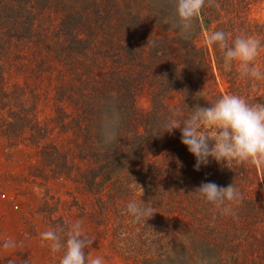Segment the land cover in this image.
Listing matches in <instances>:
<instances>
[{"label":"trees","instance_id":"obj_1","mask_svg":"<svg viewBox=\"0 0 264 264\" xmlns=\"http://www.w3.org/2000/svg\"><path fill=\"white\" fill-rule=\"evenodd\" d=\"M113 1L86 0L82 12L64 7L60 23L68 52L86 55L90 50L91 65L98 57L136 65L132 71L112 65L108 84L104 81L103 89L116 93L119 115L115 138L104 148L93 146L91 138L95 99L84 110L88 122L78 154L87 168L78 173L96 196L93 217L105 225L98 234L111 236L113 248L128 256L125 264H166L172 249L184 260L191 256L195 264H264V168L209 158L196 170L178 128L158 133L172 106L181 109L183 121L196 106L207 107L226 94L264 104V79L242 78L235 64L226 69L222 51L207 42L215 30H224L230 39L247 34L264 41V21L252 15L264 0H206L188 38L175 15L168 17L175 18L176 26L159 31L161 23L151 14L145 17ZM100 32L106 35L101 41L96 39ZM253 64L264 71V47ZM218 77H225L224 90ZM145 90L149 103L140 106ZM208 181L238 188L242 199L232 205L233 214H223L196 195L195 189ZM140 199L154 213L134 222L126 206Z\"/></svg>","mask_w":264,"mask_h":264},{"label":"rangeland","instance_id":"obj_2","mask_svg":"<svg viewBox=\"0 0 264 264\" xmlns=\"http://www.w3.org/2000/svg\"><path fill=\"white\" fill-rule=\"evenodd\" d=\"M112 4L145 17L151 14L161 23L159 31L167 24L176 26L175 18L169 20L176 0ZM64 7L82 12L86 0H0V244L8 238L23 242L13 252L0 248V264L10 257L16 264H59L61 254L53 259L40 233L49 227L67 228L66 222L74 220H82L93 238L85 249L89 256L102 255L105 264H125L128 258L113 248L110 235L98 234L105 225L93 217L98 204L78 173L87 168L78 151L91 98L96 103L90 127L93 146L104 148L113 140L107 138L106 126L114 122L116 134L117 97L114 90L103 89L104 81L108 84L112 65L129 71L136 65L98 57L94 66L90 50L86 55L68 52V37L60 26ZM252 15L264 21V1L253 7ZM105 36L100 32L96 39ZM218 80L224 90L225 77ZM138 99L140 106H147L149 93L145 90ZM179 252L170 250L166 264H195Z\"/></svg>","mask_w":264,"mask_h":264},{"label":"clouds","instance_id":"obj_3","mask_svg":"<svg viewBox=\"0 0 264 264\" xmlns=\"http://www.w3.org/2000/svg\"><path fill=\"white\" fill-rule=\"evenodd\" d=\"M206 0H176L175 18L184 38L192 30V22L197 17ZM207 42L223 53L226 69L233 64L242 78L264 79V71L253 62L264 47V41L257 36L240 34L229 38L224 30L210 33ZM155 43V41L153 42ZM182 111L172 106L158 133L179 129L181 143L195 157L194 169L209 163V158L216 162H235L236 164L252 163L264 168V104H251L238 94H226L207 107L196 106L195 111L186 120H181ZM212 131L208 135L207 131ZM107 138H115V124L106 126ZM210 141H212L210 143ZM196 195L204 202L216 205L225 214H233L232 205L242 199V194L232 183L220 186L215 182H202L196 189ZM127 212L134 222L146 221L154 212L153 206L143 200H131L127 203ZM67 228L49 227L40 233L42 243L50 249L53 259L59 255V264H105L102 255L89 256L93 238L84 229L82 220L69 221ZM22 241L8 238L0 244L3 250L13 252L22 246ZM7 264H16L11 258Z\"/></svg>","mask_w":264,"mask_h":264}]
</instances>
